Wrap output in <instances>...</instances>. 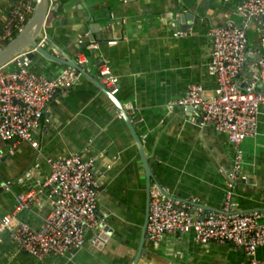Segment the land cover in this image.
<instances>
[{"label":"crops","instance_id":"crops-1","mask_svg":"<svg viewBox=\"0 0 264 264\" xmlns=\"http://www.w3.org/2000/svg\"><path fill=\"white\" fill-rule=\"evenodd\" d=\"M248 0H59L50 3L44 34L57 48L76 60L85 52L88 73L96 77L105 61L118 77L116 96L125 106L132 103L131 118L139 135L156 183L169 196L201 199L209 211H220L226 182L235 166L236 150L227 136L211 125L200 126L175 105L191 84H201L208 94L217 87L209 73L212 42L210 30L229 22L243 24L240 7ZM15 0H0V27L10 15ZM185 3V7L182 4ZM188 11L200 14L185 36L175 17ZM264 25L249 22L247 62L238 84L250 82L256 60L264 53ZM91 30L97 51L85 49ZM117 41V45L109 42ZM91 42V41H90ZM88 43V42H87ZM47 49L52 52L50 47ZM31 70L50 79L66 66L36 55ZM117 106L91 81L83 78L67 92H59L41 117L36 134L39 147L26 142L0 141V179L10 190L0 192V222L17 209L18 196L31 190L37 201L18 210L15 218L39 228L51 211L41 182L51 172L49 159L80 155L91 164L102 191L99 208L113 230L103 248L92 242L97 230L86 236L83 249L64 257L39 260L23 252L8 232L0 235V264H134L140 248L146 214L147 179L139 149ZM141 120V121H140ZM242 173L234 202L236 210L260 211L264 222V107L258 134L241 144ZM138 264H249L244 252L229 244H199L192 234L165 237L159 244L148 242ZM264 260V247L257 252Z\"/></svg>","mask_w":264,"mask_h":264},{"label":"built area","instance_id":"built-area-1","mask_svg":"<svg viewBox=\"0 0 264 264\" xmlns=\"http://www.w3.org/2000/svg\"><path fill=\"white\" fill-rule=\"evenodd\" d=\"M34 5L35 0H15L10 15L0 27V48L25 26ZM240 11L245 18L264 16V0H248ZM186 34L179 31L175 36ZM92 35L89 30L86 37ZM210 38L212 48L208 68L216 80V89L208 94L201 84H191L186 95L176 100L175 105L191 117H198L200 126L211 125L227 136L236 150L235 166L226 182L220 211H207L198 197L173 199L159 187L153 188L147 224L148 242L157 245L167 236L192 234L199 244H229L242 250L249 264H264L257 255L264 247L263 214L259 211L237 213L234 202L239 182L248 180L242 173L241 144L257 136L259 115L264 107V53L256 62L257 71L250 82L239 85L238 77L247 62V26L235 22L214 26ZM262 41L264 43V29ZM85 44L88 51L99 49L96 41ZM109 44L117 45L118 42ZM75 61L88 71L90 60L85 52ZM30 64V61L18 64L14 71L0 70V141L11 143L10 151L14 148L13 142H26L37 149L36 134L49 103L59 92L71 90L83 78L78 70L66 67L58 77L50 79L34 73ZM96 79L110 95L117 96L120 92L119 79L105 61L98 64ZM123 108L121 112L117 107V117L124 119L127 114L134 119L132 103ZM48 162L51 172L38 190L47 195L51 205L43 225L36 228L15 218L18 210L27 209L37 201L35 190L18 196L15 212L0 222V235L8 232L23 252L39 260L64 257L83 249L88 232L107 223L106 215L102 216L99 208L101 183L91 164L80 155L52 158ZM0 188L10 190V185L2 182Z\"/></svg>","mask_w":264,"mask_h":264},{"label":"water","instance_id":"water-1","mask_svg":"<svg viewBox=\"0 0 264 264\" xmlns=\"http://www.w3.org/2000/svg\"><path fill=\"white\" fill-rule=\"evenodd\" d=\"M51 1L56 3L59 2V0H35L34 10L25 26L18 32L17 35H15L10 41H8L4 46L0 48V70L4 72H9L11 70L14 71L15 67L18 66V64H24L27 61L32 62L35 59L36 55H41L44 58L56 62L60 65L78 70L86 79L91 81L97 88H99L118 107V110L123 112L124 108L118 101L117 97L110 95L109 91L100 84L96 77H93L88 73L85 66H79L75 60L69 58L63 52V50L57 48L48 38H46L44 34V28L47 24L48 14L51 13V8L49 9ZM182 5L183 7H185V3ZM255 19L256 24L259 25L262 23L264 25V16H260L257 18L246 17L242 25L247 26L249 22H254ZM175 20L179 25L181 31L187 32L193 27L194 24L201 22V17L200 14H197L195 11H188L187 13L178 14L175 17ZM90 41H95L93 36H91L89 40H85L86 43ZM47 47H50L52 52H50ZM27 52L29 53L25 57L24 53ZM262 55L263 53L260 54L259 58ZM259 58L256 60V62H258ZM188 115L190 116V114ZM124 120L128 124L135 143L139 149L147 179L146 214L142 229L140 248L134 261V264H138L140 257L145 254L143 247L144 245L148 244L147 224L150 210L151 191L153 189L152 182L156 183V180L143 150L139 135L134 124L131 121V117L127 114H124ZM3 159H1L0 162H3ZM0 184H2L1 179ZM158 187L162 189L160 186ZM2 190H4V188H0V192H2ZM165 193L168 195L167 192ZM249 212L254 211H240L237 213L245 214ZM97 231L98 232L96 233V238L93 240L92 244L97 248H103V244L105 245L109 238L113 235V230L107 225V223H103L101 227L97 229Z\"/></svg>","mask_w":264,"mask_h":264},{"label":"trees","instance_id":"trees-1","mask_svg":"<svg viewBox=\"0 0 264 264\" xmlns=\"http://www.w3.org/2000/svg\"><path fill=\"white\" fill-rule=\"evenodd\" d=\"M18 32H19V31L15 32L14 36H15V35H17V34H18ZM6 43H7V42H5V43H4V45H5ZM4 45H3V46H4Z\"/></svg>","mask_w":264,"mask_h":264},{"label":"clouds","instance_id":"clouds-1","mask_svg":"<svg viewBox=\"0 0 264 264\" xmlns=\"http://www.w3.org/2000/svg\"><path fill=\"white\" fill-rule=\"evenodd\" d=\"M29 20V19H28Z\"/></svg>","mask_w":264,"mask_h":264}]
</instances>
